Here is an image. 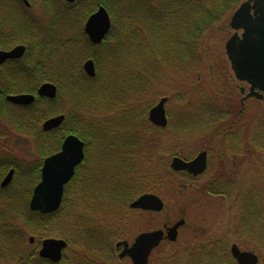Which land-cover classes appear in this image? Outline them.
<instances>
[{
    "label": "trees",
    "instance_id": "1",
    "mask_svg": "<svg viewBox=\"0 0 264 264\" xmlns=\"http://www.w3.org/2000/svg\"><path fill=\"white\" fill-rule=\"evenodd\" d=\"M136 1L80 0L75 5H66L61 0H46V13L49 17L43 19L42 24L45 30L42 31V28H35L24 17L23 6L15 4L11 8L8 6L7 9L8 0H0V9L5 11L4 8H6L8 13V16L2 14L5 19H0V30L9 27L10 31L9 35L0 36V48L11 49L19 44L26 45L28 48L27 53L22 60L17 61V64L15 63L16 70L26 73L29 70L32 76L41 71V75H38V77L42 81L55 83L58 88V96L55 100L37 101V103L22 112L16 110L9 112L6 106L0 107V119H3L18 133L30 135L37 141L36 146L40 157L35 166L27 173L21 172L22 164L19 162L8 161V159L0 160V173H5L7 169L14 167L16 169V182H20L23 186L26 185L27 188L20 194L17 191L9 195L0 193V202L3 205L5 203L6 206V209L0 210V237L6 240L0 242V264H53L42 260L37 254L41 242L53 236L50 233L52 231H50L48 223L51 218L57 216L59 222H66L59 214L63 210H67L69 214L79 212L75 208H79L80 204L85 206L87 211L81 213L79 218L75 219L70 214V219L79 225L72 237L75 240L74 245L79 248L82 247L86 255H89L88 258L96 264H112L115 262L118 257L115 255L116 252L112 246L109 245L110 243L113 245L112 241L119 237L114 228L116 223H118L117 226L121 225L125 219L124 215L130 210V203L138 193L144 190L141 186L135 185L138 182L135 184L133 182L137 178H142L145 170L143 168V171H141V168H138L139 172L136 171L138 165L136 160H141V156H128L130 151L133 150L134 153L139 148V138L136 139L139 130L134 133L133 138L135 141H131L129 135L128 141L121 144L120 147L114 139L109 137L110 134L107 131H110L109 127L116 125H135V117L130 112L132 109L126 111L124 104L127 102V96L131 97V92L135 93L132 95H136L134 101L137 102L136 93L143 92L147 87L139 86L136 90L137 87L134 85L133 78L124 77L123 71L119 68L123 63L120 62L121 59L114 50V46L120 48L121 45H124L121 41V36H123L128 43L134 44L136 41V44H138L137 50L139 51L143 39H146L147 42L143 46L144 53L145 49L147 50L149 64L144 66L143 73L144 71L147 73L149 70L152 71V75L155 63L154 56L150 51L153 47L150 39L153 40L151 37L156 34L159 35L162 29H166V31L171 29L175 34L174 38H180L181 45L190 48V53L193 55L192 60L195 62L198 55L196 44H198L199 39L207 34L211 26L223 21L230 13L232 14L242 0H161V2L159 0H145L144 3H139L140 0H138V3L134 4ZM100 5L104 6L109 13H114L115 8L120 13L117 18L113 15L112 29L107 39L100 46L91 48L83 32V24L85 19ZM159 7L164 8V11L159 13ZM13 8H15V15L11 16L14 13ZM76 8H83L84 10L88 8L83 19L78 21L79 28L75 27L77 31L71 27V24L75 22H64L63 20L64 17L67 20L68 17L74 15L72 12ZM127 10H136V12L134 14L129 13L130 16H128ZM124 17H130L131 19L128 20H134L127 21ZM148 35L151 36L150 39H147L149 38ZM73 44L78 45L80 49L77 53H74L77 51H74V49L72 51L74 54H71ZM117 52L119 53V51ZM116 56L120 60H114ZM90 58L94 59L97 67V76L94 79H89L82 71L84 61ZM155 62L157 63V61ZM43 63H46L48 70L45 74L42 71ZM71 65L75 68H71ZM60 69L70 70L69 74L72 79L65 81L67 77L65 76L63 78L64 82L59 83ZM157 70L156 67L155 71ZM6 74L7 72L3 70L0 78L5 77ZM144 76L145 82L143 81V84L149 86L150 79L145 73ZM117 79H123L124 82L117 83ZM130 82L132 86L129 85ZM38 87L39 85L36 84L9 85L2 87V90L6 95L34 93ZM60 94L64 99L63 109L56 108V102L59 101ZM105 103H107V106H104ZM39 105H44L45 109L41 110ZM118 106H122L125 112H116L115 108ZM211 108L215 109V114L216 110L219 111L221 119L231 116L230 111L223 110L219 105L217 107L214 105ZM104 110L119 113V121L113 124L107 119L103 120ZM60 114L65 115V121L60 129L63 139L71 134L77 135L86 143L88 149L92 151L94 149L95 152L98 149L99 153L97 156L96 153L94 156L89 154L84 163V165H88L92 159L95 163V159H97L90 179L89 190L87 192L78 191L79 176L74 178L65 189V196L60 210L51 215H41L32 212L29 208L33 188L38 183L35 175L43 158L47 155L43 151V139H47L48 154L53 153L55 148L53 143L57 141L56 133H44L41 127L46 120ZM144 114L145 112L142 115L143 126H145L143 130L147 132L150 124L144 118ZM231 125H234V123ZM56 132L59 133V130ZM105 141L108 143L105 144ZM143 143L146 147L145 141ZM146 149L148 148L146 147ZM120 152L127 154L124 157ZM146 172L148 173V170ZM109 175L112 177H108ZM217 182H211L208 186L206 192L209 195H218L214 189ZM224 196L228 197V194ZM98 208L103 209V211H89ZM247 208H249V204ZM261 229L259 231L246 229V231L253 234L254 237L258 235L263 238L264 228ZM29 231H32L33 234L29 235ZM61 232L65 233L64 231ZM30 236L34 237L36 241L34 247L31 248L28 245L29 241H27ZM66 239L68 238L66 237ZM220 243L223 245L224 240L211 243L204 248H198L193 252L183 250L180 254L184 255L183 260L178 259L179 250H175L161 261L171 262V264H176L177 261L182 264H237L231 254L227 256L225 251H221ZM66 263L67 260L64 257L59 264ZM72 264L83 263L73 262Z\"/></svg>",
    "mask_w": 264,
    "mask_h": 264
},
{
    "label": "rangeland",
    "instance_id": "2",
    "mask_svg": "<svg viewBox=\"0 0 264 264\" xmlns=\"http://www.w3.org/2000/svg\"><path fill=\"white\" fill-rule=\"evenodd\" d=\"M137 1L134 4H137ZM243 1L245 0H242L241 3ZM144 2L146 1L140 0L139 3ZM115 9L113 10L114 13H110L112 21L113 15L117 18L120 13ZM87 10L88 8H85V10L76 8L72 12L73 16L68 17L67 20L64 17L63 20L64 22L81 21ZM162 11H164V8L159 7V13ZM135 12L136 10H127V15L130 16ZM232 14L230 13L223 21L211 26L207 34L199 39L198 44H196L198 55L195 62L192 60L193 55L190 53V48L183 47L180 38H174L173 30L166 31V29H162L159 35L147 36L149 37L147 39L153 38V40L150 39L153 46L150 51L154 56L155 65L154 75H151L152 71L146 70L147 73L144 71L150 79V85L148 86L145 83L142 85L147 88L143 91V103L140 108L146 110L144 111V118L148 120L151 106L158 103L161 97L168 96L171 97L167 107L170 117L169 129L164 130L165 132H159L157 134L158 140H154L153 143L154 138L151 135H148L144 140L151 152H154L155 145L158 144L157 153L159 152V156L156 155L153 158L152 155H147L148 149H146V146L144 147V157L142 156L141 160H136L138 163L136 171L139 172L138 168L143 171L144 168L145 173L142 178H137L133 182V184L138 182L135 185L144 189L136 195L134 200L144 194H154L164 201L165 209L158 214L127 211L128 213L124 215L125 219L121 225L117 226L118 223H116L114 228L119 237L112 241L114 246L111 243L109 244L116 252L117 257L120 253L116 249L117 241L133 243L136 237L144 232L160 230L166 225L172 226L183 219L186 224L179 230L176 244L168 241L163 242L155 251V256L150 264H171V262L161 261V259H165L170 252L175 250H179L178 259L183 260L184 255H180L183 250L193 252L211 243L221 242L222 239L224 243L223 245L220 243L219 246L221 251L227 253V256H230L231 246L237 244L242 251L256 253L260 257L259 264H264V237L258 235L254 237L253 234L246 231V229L259 231L260 228H264V100L253 98L245 102L244 107L241 105L243 96L240 94V89H248V87L239 83L235 78L225 47L226 42L234 33L230 28ZM124 18L127 21L134 20H128L131 19L130 17ZM121 41L124 43V47L122 45L120 48L114 46V50L121 59L120 62L123 63L119 68L123 71L124 77L133 78L137 90L141 86L138 84L139 75H143L145 82L143 70H145L144 66L149 64L147 50L145 49L144 53L143 46L147 40L143 39L139 51L137 50L138 44H136V41L134 44L128 43L123 36H121ZM81 52L85 53L84 51ZM119 57L116 56L114 60H120ZM156 67L157 71H155ZM110 68L112 69L111 65ZM123 82V79H117V83ZM129 85L132 86V83L130 82ZM132 94L135 93H130L132 98L127 96L128 99L124 104V108H126V111L132 109L130 112L135 117V125H116L109 127L110 131H107L110 134L109 137L114 139L119 147L128 141L129 135L131 141H135L133 138L134 133L139 130L143 122L141 110L137 106V102L134 101L136 95ZM214 105L215 107L219 105L223 110L236 112L234 115H240V111H243L242 118L239 121L246 128V130L243 129L245 135L249 136L251 140L254 139L258 144L254 147V154L251 156L248 154L237 156L230 153V150H226V148H222L223 150L219 148L221 146L220 138L217 136L215 128L218 127V124H221L222 119L219 117V111L216 110L215 114V109L211 108ZM104 106H107V103ZM121 108L122 106H118L115 111L125 112L124 108ZM103 113V120L107 119L113 124L119 121V113L105 110ZM227 121L226 124L231 126L232 116L228 117ZM226 124L224 123V125ZM148 134L153 133L148 132ZM9 136L5 139L6 145L23 161L21 172H30L31 168L35 166V161L39 158L33 149L32 138L30 135L9 134ZM138 137L139 133L137 132L136 139ZM239 138L241 141L249 142L248 137L243 139V136H240ZM105 142V144L108 143ZM140 147L141 145H139ZM204 149L211 151L210 167L204 176L191 179L182 173H173L170 168L173 156L192 159ZM132 151L128 153V156L137 157L138 149L134 153ZM219 151L225 154L222 156V160H220ZM95 153L97 156L99 150L97 149ZM120 153L124 157L127 154L125 152ZM95 163H97V159H95ZM86 166L88 165L82 167L84 173L87 169ZM146 170H148V173ZM222 172L224 179L222 178L223 180L218 183L219 174ZM80 173L82 174V171ZM259 175L260 180L253 182L251 191L250 179H257ZM108 177L112 176L109 175ZM214 181L217 182L214 189L218 195L211 196L206 190L210 183ZM232 184H236L237 191L232 187ZM19 186L21 187V183L16 182L13 189H19ZM227 194L228 197H225L224 195ZM248 204L249 208H247ZM4 209H6L5 203L3 205L0 202V210ZM75 209L79 212L70 213L74 219L79 218L81 213L87 211V208L82 204ZM89 211L101 212L103 209L98 208ZM70 214L67 213V210H63L59 214L63 220H66V222L62 221L63 223L58 221V216L51 218L48 223V227L52 231L50 233L53 235L51 238L65 239L69 242V247L65 251L66 264H72L73 262L96 264L88 258L89 255H86L82 247L79 248L74 245L75 240L72 237L79 225L70 219ZM31 233L32 231H29V235ZM4 240L0 237V242ZM177 262L176 264H182L180 261ZM129 263L128 260L122 261L118 257L112 264Z\"/></svg>",
    "mask_w": 264,
    "mask_h": 264
},
{
    "label": "water",
    "instance_id": "3",
    "mask_svg": "<svg viewBox=\"0 0 264 264\" xmlns=\"http://www.w3.org/2000/svg\"><path fill=\"white\" fill-rule=\"evenodd\" d=\"M74 3L77 0H65ZM24 2L29 5L27 0ZM230 26L235 30L234 35L226 43V53L231 63L232 71L236 79L250 85V93L246 99L255 97L264 99V0H247L234 13ZM111 29V18L104 7H100L93 13L86 24L85 32L93 44L99 45ZM242 31V34H239ZM26 51L24 46H19L10 52L0 51L1 65L7 60L21 58ZM85 71L90 77L96 76L94 62L85 63ZM244 93V89H241ZM38 94L41 97L53 99L57 95V88L53 84H44ZM8 99L17 105H30L35 101L33 95L10 96ZM167 99H162L150 112V121L159 127H167L165 104ZM65 120L60 115L47 120L43 129L51 131L59 128ZM85 143L76 135L68 136L62 151L48 157L42 169V180L35 187L30 201V210L41 214H52L61 207L65 187L73 179L76 168L85 158ZM71 150V155L69 153ZM208 167L206 152L200 153L194 160L186 161L180 157L173 158L171 168L175 172H187L194 177L205 173ZM14 176V170L10 171L2 183L3 187L10 184ZM131 209L152 211L161 213L165 209L164 201L154 194H144L131 203ZM185 225V220H180L165 230H156L140 234L132 245L128 242L117 244L122 249L120 258L129 257L131 264H149L152 252L164 241L176 242L179 229ZM34 242V238L30 239ZM68 247L65 240L46 239L42 243L40 256L53 263L61 262L63 253ZM231 254L238 264H259V257L253 252L241 251L237 245L231 247Z\"/></svg>",
    "mask_w": 264,
    "mask_h": 264
},
{
    "label": "flooded vegetation",
    "instance_id": "4",
    "mask_svg": "<svg viewBox=\"0 0 264 264\" xmlns=\"http://www.w3.org/2000/svg\"><path fill=\"white\" fill-rule=\"evenodd\" d=\"M28 1V3H29V5H27L25 2H24V0H8V4L6 5L7 7V9L10 7H13V6H15V4L17 5V4H19V5H21V6H23L24 7V11H23V15H24V17H26L29 21H30V23L35 27V28H38V29H40V28H42V31H44L45 30V28H44V26H43V24H42V21H43V19L44 18H47V17H49L48 15H47V13H46V10H47V7H46V3H45V1L46 0H27ZM63 3H65L66 5H75L76 3H78V1H80V0H77L76 2H74V3H68V2H66L65 0H61ZM247 0H245V1H243L241 4H240V6L244 3V2H246ZM9 6V7H8ZM100 7H104V6H102V5H100V6H98V8H97V10L100 8ZM6 8H4L5 9V11L4 10H1L0 9V19H2V18H4L5 19V16H3L2 14H4V15H7L8 13H7V9ZM105 8V7H104ZM14 9V13H13V15H11V16H14L15 15V8H13ZM237 10V9H236ZM235 10V11H236ZM108 11V10H107ZM93 14V13H92ZM92 14H90L86 19H85V21H84V24H83V32H84V34H85V36L87 37V39H88V42H89V46L91 47V48H95V47H98V46H100L106 39H107V37L109 36V34H110V32H111V30L109 31V33L107 34V36L104 38V40H103V42L101 43V44H99V45H96V44H93L92 43V41L90 40V38H89V36L86 34V32H85V27H86V24H87V21H88V19H89V17L92 15ZM233 15V14H232ZM232 15H231V17H232ZM8 16V15H7ZM73 16V15H72ZM71 17V16H70ZM231 17H230V22H231ZM69 26V25H68ZM79 26H80V24H79V22L77 21V22H75V23H73V24H71V27L75 30V31H77L76 29H75V27H77V28H79ZM230 28H231V26H230ZM232 29V28H231ZM233 30V29H232ZM233 32L235 33V31L233 30ZM233 33V34H234ZM242 33V31H239V34H241ZM10 34V31H9V27H4L3 29H1L0 30V36L1 35H9ZM19 46H24L25 48H26V51H25V53H24V55L21 57V58H18V59H12V60H7L4 64H2L1 65V69H0V76H1V74H2V72H3V70H4V72H7V74H6V76L8 75V77H1L0 78V107L1 108H3V107H5L6 106V109H8V111L10 112V111H18V112H22V111H24V110H26L28 107H30V106H32V105H34L35 103H37V101H41V102H45V101H53V100H55L56 98H57V96H58V88H57V85L55 84V83H53V82H50V81H42L39 77H38V75H41V71H39L38 73H36V74H34L33 76L32 75H30V73H29V70L27 71V73L26 72H22V71H19V70H16V68H15V65L17 64L16 62L17 61H20V60H22L24 57H25V55H26V53H27V46L26 45H23V44H19V45H16V46H14V47H12L11 49H2V48H0V51H2V52H10V51H12V50H14L15 48H17V47H19ZM75 49V50H74ZM79 49H80V47L77 45H72L71 46V54H74V53H77L78 51H79ZM76 51V52H72V51ZM62 55H63V53H62ZM61 55V57L63 58V56ZM89 60H93V62H94V65H95V69H96V74H97V67H96V64H95V61H94V59H92V58H90V59H87L84 63H83V65H82V71H83V73L89 78V79H94L93 77H90V76H88V74L86 73V71H85V63L87 62V61H89ZM16 63V64H15ZM72 67L71 68H75V66H73V65H71ZM42 71H43V74H45L48 70H47V66H46V63H43V65H42ZM70 70H68L67 71V69H60L59 70V80H58V82L59 83H62V82H64L63 80V78L65 77V76H67L66 77V79H65V81H70V79H72L71 77H70ZM76 73V72H75ZM186 80V79H185ZM143 81H144V79H143V75L141 76V75H139V85H141L142 86V84H143ZM53 84L54 86H56V88H57V95H56V97L55 98H53V99H50V98H47V97H41L39 94H38V92H39V89H40V87L42 86V85H44V84ZM32 84H36V85H39V87L35 90V92L34 93H17V94H4V92H3V90H2V87H5V86H9V85H12V86H14V85H32ZM242 84H244V85H247V87H248V89L247 88H241V89H244V93H242V92H240V94L243 96L242 97V99H241V105L244 107V105H245V102H247L248 100H251V99H253V97H251V98H248V99H246V97L245 96H247L249 93H250V90H251V87L248 85V84H246V83H242ZM241 89H240V91H241ZM141 93V94H140ZM138 95H137V106H139V109L141 110V115H143V112H144V110L143 109H141L140 107H141V105H142V103H143V98H142V94H143V92H140ZM18 95H33L34 97H35V101L32 103V104H30V105H17V104H14L13 102H11L9 99H8V97H10V96H18ZM162 99H167V102H166V104H165V110H166V117H167V120H168V126H169V117H170V112L168 111V109H167V107H168V105H169V103H170V100H171V97H168V96H164V97H161L160 99H159V101H158V103H156V104H154V105H152L151 106V108L149 109V115H148V122H149V124H150V126H148V128H147V132H144V128L143 127H145V126H143L144 124H143V122H142V124H141V126L139 127V145H141V147L140 148H138V154H137V156L139 155V156H143L144 157V143H143V141H144V139L145 138H147L148 137V135H151V136H153V143L156 141V140H158V135L157 134H159V132H161V131H163V132H165L164 130H166L167 128L169 129V127L167 126V127H165V128H163V127H159V126H156V125H154V124H152L151 122H150V112H151V110H152V108H154L156 105H158L159 103H160V101L162 100ZM256 99V98H255ZM7 105H10V106H7ZM38 105V104H37ZM63 106H64V99H63V96H62V94H60V97H59V101H57L56 102V108L57 109H63ZM39 108L41 109V110H44L45 109V106L44 105H39ZM38 108V109H39ZM234 113H236V112H229V114L232 116V123H234V125H231V126H229V125H227L226 123H228V118H225V119H222V121H221V124H218V127H216L215 129H216V131H217V136L220 138V145L221 146H219V148H226V150H230V153H232L233 155H245V154H248L249 156H251L252 154H254L255 152H254V147L255 146H257L258 144L254 141V139L253 140H251L250 139V137L249 136H247V135H245V131L243 130V129H245L246 130V128L245 127H243V125H241V123H240V121L239 120H241V114L243 113V111H240V116H238V114H235L234 115ZM9 114V113H8ZM60 115H63V114H60ZM60 115H57V116H60ZM12 117H13V119H14V116H13V114H12ZM236 118H238V119H236ZM47 121V120H46ZM45 121V122H46ZM44 122V123H45ZM44 123L42 124V131L44 132V133H48V134H54V133H56V139H57V141L55 142V143H53L54 145H55V148L53 149V153H51V154H48V148H47V139H43V145H44V147H43V151L45 152V154H47L44 158H43V160H42V163H41V166H40V168H38L39 170L36 172L37 174L35 175L36 176V179L38 180V183H36V185L34 186V188L41 182V180H42V169H43V166H44V162H45V160L48 158V157H50V156H52V155H54V154H57V153H59V152H61L62 151V148H63V143H64V141H65V138L63 139V137H62V133H61V131H60V129H61V127H62V125L59 127V128H57V129H54V130H51V131H45V130H43V125H44ZM224 123L226 124V125H224ZM231 123V124H232ZM235 123H236V125H235ZM214 129V130H215ZM59 130V133L58 132H56V131H58ZM148 132H151V133H153V134H148ZM29 133V132H28ZM9 134H16V135H18V136H28L27 134H20V133H18L14 128H12L10 125H8L7 123H5V121L3 120V119H0V160H3V159H10V160H12L13 162L15 161V162H20L21 164L23 163V161L21 160V159H19L16 155H15V152L8 146V145H6V141H5V139H7L8 137L7 136H9ZM240 136H243V139H245V137H248L247 139H248V141L249 142H247V141H241L240 140ZM9 137H11V136H9ZM32 139V142H33V149L35 150V152H36V154H37V156H39V152H38V150H37V141L32 137V136H30ZM155 140V141H154ZM59 141V142H58ZM139 145H138V147H139ZM87 146V145H86ZM85 146V148H84V152H85V158H84V160H83V162H82V164L81 165H79L77 168H76V173H75V176H74V178H76V177H78L79 176V180H78V183H77V185H78V191H81V192H87L88 190H89V187H90V179H91V177H92V172H94V163H93V160L94 159H92L91 161H90V164L88 163V166H86V171H85V173H84V170H82V167H83V165H84V163H85V161H86V159H87V156H89V154H92V156H94V154H95V150L93 149V151L92 150H90V149H88V147H86ZM147 146V148H148V150H147V152H148V154L147 155H152V157L154 158V156L156 157V155H158L159 156V152L157 153V150H158V144L157 145H155V150H154V152H151V151H149V146L148 145H146ZM223 150V149H222ZM225 150V149H224ZM12 152H14V153H12ZM202 152H206L207 153V157H208V167H207V170L205 171V173L202 175V176H204L207 172H208V170H209V165H210V157H211V151H208V150H206V149H204V150H202V151H200L194 158H192V159H186V158H182V159H184V160H186V161H192V160H194L200 153H202ZM219 154H220V160H222V156H224L225 154H222V151H219ZM176 156H173L172 157V159H171V162H172V160H173V158H175ZM40 158V157H39ZM39 158H38V160L37 161H39ZM37 161H35V163L37 162ZM11 163V162H10ZM12 170H14L15 171V173H14V176H13V179H12V181L10 182V184L8 185V186H6V187H3L2 186V183H3V181L5 180V178L7 177V175L10 173V171H12ZM80 171H82V174L80 173ZM251 171H253V170H251ZM80 173V174H79ZM182 174H184L185 176H187V177H189V178H191V179H198V178H200V177H202V176H199V177H193V175H191V174H188V173H185V172H182ZM220 175V177L218 178V183L219 182H221V180H223L224 178V174H223V172L221 173V174H219ZM15 176H16V169L14 168V167H10L9 169H7V171L4 173H0V193H2V194H6V195H9L10 193H15L16 191L20 194V193H23L24 192V190H26L27 188H26V185L25 186H23L22 184H21V187L19 186V189H13V186H14V183L16 182V180H15ZM260 175L258 176V178L257 179H254V178H252V179H250V189H251V191H252V184H253V182H255L256 180H260ZM73 178V179H74ZM223 178V179H222ZM26 180H29V179H26ZM232 180H235V179H232ZM82 182V183H81ZM230 186V185H229ZM232 187L234 188V189H236L237 188V186H236V184L234 185V184H232ZM34 188H33V191H34ZM236 191H237V189H236ZM26 192V191H25ZM228 193V192H227ZM139 212H144V211H139ZM146 212V211H145ZM146 213H152V212H149V211H147ZM155 214H157V213H155ZM164 227H169V225H166V226H164ZM29 244V247L31 248V247H34V245H35V243H36V241L34 240V242H31L30 241V239H29V242H28ZM43 243V242H42ZM42 243H41V245H40V248H38V250H37V254H38V256H39V253H40V251H41V249H42ZM156 251V250H155ZM155 251L152 253V255H151V257H150V259H149V264L151 263V260L154 258V256H155ZM65 257V256H64ZM64 257H63V259H64ZM42 260H44V261H47L48 263H53V262H51L50 260H47V259H42ZM122 261L123 260H128L130 263H131V260L127 257V258H124V259H121ZM63 261V260H62ZM129 263V264H130ZM54 264V263H53Z\"/></svg>",
    "mask_w": 264,
    "mask_h": 264
},
{
    "label": "snow or ice",
    "instance_id": "5",
    "mask_svg": "<svg viewBox=\"0 0 264 264\" xmlns=\"http://www.w3.org/2000/svg\"><path fill=\"white\" fill-rule=\"evenodd\" d=\"M69 153H70V155H71V150H69Z\"/></svg>",
    "mask_w": 264,
    "mask_h": 264
}]
</instances>
